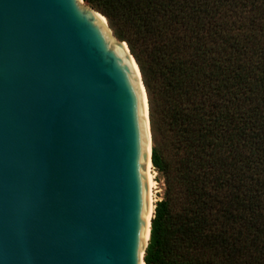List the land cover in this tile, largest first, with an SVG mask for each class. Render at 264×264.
<instances>
[{
  "label": "water",
  "instance_id": "95a60500",
  "mask_svg": "<svg viewBox=\"0 0 264 264\" xmlns=\"http://www.w3.org/2000/svg\"><path fill=\"white\" fill-rule=\"evenodd\" d=\"M151 217L127 42L84 0H0V264H143Z\"/></svg>",
  "mask_w": 264,
  "mask_h": 264
},
{
  "label": "trees",
  "instance_id": "16d2710c",
  "mask_svg": "<svg viewBox=\"0 0 264 264\" xmlns=\"http://www.w3.org/2000/svg\"><path fill=\"white\" fill-rule=\"evenodd\" d=\"M133 54L163 174L145 264H264V0H84Z\"/></svg>",
  "mask_w": 264,
  "mask_h": 264
},
{
  "label": "rangeland",
  "instance_id": "374dc122",
  "mask_svg": "<svg viewBox=\"0 0 264 264\" xmlns=\"http://www.w3.org/2000/svg\"><path fill=\"white\" fill-rule=\"evenodd\" d=\"M151 147H152V136H151ZM152 178H153V181L155 180L154 181V186L152 188L153 189V191H152L153 192L152 193L153 194V205L155 207V202L157 200L161 199L164 196V193H165V180H164L163 174L158 172L153 167V165H152ZM154 207H153L152 216H153V213H154Z\"/></svg>",
  "mask_w": 264,
  "mask_h": 264
},
{
  "label": "bare ground",
  "instance_id": "6f19581e",
  "mask_svg": "<svg viewBox=\"0 0 264 264\" xmlns=\"http://www.w3.org/2000/svg\"><path fill=\"white\" fill-rule=\"evenodd\" d=\"M102 18H104L103 16H102ZM104 20H105V18H104ZM135 67H136V65H135ZM137 68V67H136ZM155 181V180H154ZM154 181H153V178H152V188H153V186H154ZM152 191H153V189H152ZM153 193V192H152ZM153 207H154V205H153V194H152V212H153ZM143 264H145L144 262H143Z\"/></svg>",
  "mask_w": 264,
  "mask_h": 264
}]
</instances>
